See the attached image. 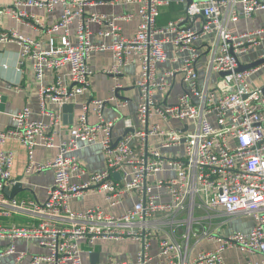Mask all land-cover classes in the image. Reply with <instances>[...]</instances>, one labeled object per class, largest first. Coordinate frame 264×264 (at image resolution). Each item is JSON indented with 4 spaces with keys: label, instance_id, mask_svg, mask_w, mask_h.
Segmentation results:
<instances>
[{
    "label": "built area",
    "instance_id": "built-area-1",
    "mask_svg": "<svg viewBox=\"0 0 264 264\" xmlns=\"http://www.w3.org/2000/svg\"><path fill=\"white\" fill-rule=\"evenodd\" d=\"M91 1L115 0H18L15 8L5 10L19 20L35 18L50 36L44 43L16 28L0 29V44L19 48L18 69L31 65L40 107L39 117L33 116L29 106L12 114L11 124L0 131V143L19 141L28 151L27 171L50 169L54 182L47 187L44 201L6 196V186L16 184L12 177L15 154L0 151V238L12 237L6 249L0 247V264L16 252L20 237H34L48 250L34 256L32 264H87L83 244L98 239L141 243L134 259L104 264H155L154 235L161 236L157 244L161 264H226L224 253L229 248L249 255L239 264H264V82L261 86L253 77L257 71L264 77V63L238 70L244 64L241 56L264 48V24L241 32L233 28L242 15L250 18L264 10V0H126L137 7L136 32L126 36L118 23L122 17L112 15L109 28L98 32L99 42L93 40L91 23L106 16L94 12L84 18ZM172 2L185 4L186 10L161 24L160 8ZM19 6L47 11L62 6L64 11L58 21L45 25ZM198 42L208 48L205 61ZM98 51L112 52L113 63L105 73L115 77L139 63L136 121L122 114L106 118L107 102H115L118 109L128 106V100L117 98L120 85L115 84L109 97L83 104L67 138L58 144V132L65 126L63 114L51 110L48 103H73L90 89L95 74L90 59ZM170 59L177 66L161 71ZM47 73L53 75L51 83L45 81ZM175 74L183 76L187 87L174 104L163 105L158 94L171 86ZM90 115L95 122H90ZM122 118L126 132L115 140L113 129ZM172 121L181 127L170 125ZM151 142L153 147L148 146ZM94 144L103 147L105 167L88 171L76 152ZM56 147L50 161L34 160L37 148ZM171 148L178 151L169 153ZM94 188L111 206L133 192L138 199L120 215L100 205L84 211L71 207L72 199ZM164 195L168 201H162ZM16 214L31 215L35 222H6ZM237 216L250 217L252 227L229 230V220ZM204 240L217 246L198 248Z\"/></svg>",
    "mask_w": 264,
    "mask_h": 264
},
{
    "label": "crops",
    "instance_id": "crops-1",
    "mask_svg": "<svg viewBox=\"0 0 264 264\" xmlns=\"http://www.w3.org/2000/svg\"><path fill=\"white\" fill-rule=\"evenodd\" d=\"M18 0H0V29L16 28L20 32L33 36L40 41L46 43L50 33L45 28L40 27L34 22L35 18L29 17L24 19H17L11 15H7L5 10L7 7H14ZM173 1V0H171ZM20 10L28 13H33L41 23L45 25H51L58 21L64 11V7L57 6L52 11H47L45 8L19 6ZM186 10L185 4H177L172 2L170 5H164L160 8L161 16L160 23L166 24L169 20L179 17ZM137 7L135 4L126 0H115L107 2L91 1L85 8L84 18H89L92 13H98L102 17L100 22H92L91 28L93 31V40L101 41L102 38L98 32L100 30H106L110 26V17L121 16L118 23L123 28V33L126 36H132L139 25V16L137 15ZM132 14V17L128 15ZM82 17V18H83ZM264 24V10L258 11L253 17L245 18L243 15L237 24L233 25V28L239 32L250 29H255ZM77 22L72 25L73 31L75 30ZM75 42V37H72ZM109 40V39H108ZM198 48L202 52V61H205L209 55L206 45L197 43ZM264 48L259 47L250 50L247 54L241 56V61L244 64H249L258 60V56L263 52ZM19 48L16 44H0V94L7 96L4 111L0 110V131L5 130L11 124V115L19 111L25 106H29L33 110V116H40V107L38 103L37 88L35 85L34 73L30 64H28L23 71L19 70L17 65ZM172 55H175L172 51ZM113 63V55L111 51H98L94 53L90 59V65L95 71L92 77L90 89L81 96H78L74 104V110L71 114L72 120L65 123L57 135V143H61L67 138L69 133V126L76 123L83 110V104L92 102L94 99H105L110 96L111 90L115 84H119L117 89V98L119 101L128 100V106L118 109L115 102H107L104 107V113L106 118H113L117 114H122V117H131L136 121V105L140 98L139 90L135 86L140 74V65L135 63L127 66L122 75L112 76L105 73ZM178 62L170 59L168 62L161 65V71H167L176 67ZM201 75L204 73L203 62L200 64ZM256 83L263 85L264 77L261 71H257L253 75ZM45 81L51 83L53 81L52 73L45 75ZM187 87L186 82L181 74H175L171 77V86L162 93L158 94L160 102L165 104H174L177 97ZM48 107L56 112L63 114V105L49 102ZM90 122H95L96 117L90 115ZM177 128L181 127V123L178 121H172L169 123ZM126 132L123 118L115 123L113 129V137L115 140H119ZM149 147H153V143H149ZM9 150L15 154V162L12 168V177L16 183L21 182L23 188L18 190L14 196L23 198H33L38 201H44L47 197V187L54 182V172L50 169L41 172L27 171L29 164V157L27 148L19 141L9 139L4 143H0V151ZM178 149L171 148L169 153L174 154ZM57 153V147L46 149L37 148L34 153V160L37 162H48L54 158ZM76 156L80 164L88 171L101 170L105 167V155L101 144H94L90 146H82L77 152ZM14 186V185H13ZM10 186V187H13ZM5 191V190H4ZM7 193L5 192V195ZM8 195V194H7ZM6 195V196H7ZM10 196V195H9ZM138 196L136 193H130L124 196L119 204L111 206L104 197V194L97 189H91L82 198L72 199L70 204L74 210L84 211L91 207L100 205L107 212L112 215H120L129 207H132L134 202L137 201ZM168 195H164L162 201H168ZM161 213L160 216H163ZM248 225L246 229H240L248 231L253 224L250 217H247ZM246 221V220H244ZM18 225H30L34 223V217L25 214H16L10 221ZM160 235H154L152 239V254L156 256L155 264H161L157 260L158 254V239ZM10 236L6 235L0 238V247L6 249L11 243ZM84 262L92 264L91 253L98 252L100 254V260L97 264H104L107 260H131L136 257L137 252L141 248V243L132 239L114 240V239H98L95 243L84 242ZM17 250L13 254H8L3 259V264H32L34 256L44 255L48 253L47 248L39 245L38 241L34 237H20L16 238ZM217 246L215 241H202L198 248H213ZM234 251L226 250L224 253V259L226 264H239L244 261L249 255L240 251L237 248H233ZM195 253V251H194ZM231 253H236V258L233 259ZM23 256L19 258V255ZM39 264H47L41 261Z\"/></svg>",
    "mask_w": 264,
    "mask_h": 264
},
{
    "label": "water",
    "instance_id": "water-1",
    "mask_svg": "<svg viewBox=\"0 0 264 264\" xmlns=\"http://www.w3.org/2000/svg\"><path fill=\"white\" fill-rule=\"evenodd\" d=\"M263 63H264V59L254 61V62L249 63V64L240 63V67L238 70L243 71V70L258 66V65L263 64ZM6 101H7V96L2 95L1 100H0V110L1 111H4ZM73 110H74V104L73 103H66L63 105V120L65 123H68L69 121L71 122V120H72L71 114H72ZM115 177L117 179H119L120 175L115 174ZM22 188H23V184L21 182H18L13 187L6 186L5 192L10 196H14L16 194V192ZM99 260H100V254L98 252H92L91 253L92 264H97L99 262Z\"/></svg>",
    "mask_w": 264,
    "mask_h": 264
},
{
    "label": "rangeland",
    "instance_id": "rangeland-1",
    "mask_svg": "<svg viewBox=\"0 0 264 264\" xmlns=\"http://www.w3.org/2000/svg\"><path fill=\"white\" fill-rule=\"evenodd\" d=\"M222 218H224L222 216ZM247 216H237V217H233L229 220L228 222V229L229 230H240V229H246L247 225H248V221H247ZM246 220V221H244ZM228 250H230L231 252L234 251L233 248H229ZM227 250V251H228ZM233 256V259L236 258V253H231Z\"/></svg>",
    "mask_w": 264,
    "mask_h": 264
}]
</instances>
